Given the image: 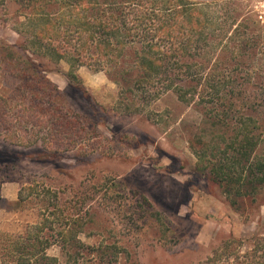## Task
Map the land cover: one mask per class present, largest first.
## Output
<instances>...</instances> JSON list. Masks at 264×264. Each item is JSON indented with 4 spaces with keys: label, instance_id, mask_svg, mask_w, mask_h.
Masks as SVG:
<instances>
[{
    "label": "rangeland",
    "instance_id": "obj_1",
    "mask_svg": "<svg viewBox=\"0 0 264 264\" xmlns=\"http://www.w3.org/2000/svg\"><path fill=\"white\" fill-rule=\"evenodd\" d=\"M185 3L246 48L230 58L217 52L239 112L215 124L207 107L172 91L135 104L96 66L75 67L72 80L66 59L29 53L87 133L64 152L0 136V264H17V244L29 257L46 243L52 264H264V186L232 207L207 166L224 155L214 148L222 133L235 139L241 124L264 159V0ZM43 28L42 0H0L1 40L42 41ZM7 82L0 76L2 92ZM241 111L251 119H240ZM46 222L48 239L42 244L41 231L29 241ZM64 225L65 237L57 234Z\"/></svg>",
    "mask_w": 264,
    "mask_h": 264
},
{
    "label": "trees",
    "instance_id": "obj_2",
    "mask_svg": "<svg viewBox=\"0 0 264 264\" xmlns=\"http://www.w3.org/2000/svg\"><path fill=\"white\" fill-rule=\"evenodd\" d=\"M216 23L205 18L198 5L187 7L185 0H42V41L23 40L13 46L0 39V76L8 79L6 93L0 90V136L54 152L75 149L86 136L80 118L58 101L61 92L44 75L43 63L29 53L66 59L72 80H77L75 67L96 66L118 85L120 95L130 93L135 104L148 105L172 91L185 103L207 107L215 124L234 117L239 112L236 90L217 52L230 58L245 47L232 44V34L221 36ZM240 119L251 118L241 111ZM239 126L235 139L226 130L222 133V142L214 148L224 155L209 157L207 163L232 207L264 186V159L256 136L247 125ZM47 226L36 225L28 240L39 241L42 231L43 244ZM68 228L60 226L57 234L67 236ZM49 247L43 244L28 257L25 246L17 244L16 262L52 264L57 259L48 256Z\"/></svg>",
    "mask_w": 264,
    "mask_h": 264
}]
</instances>
